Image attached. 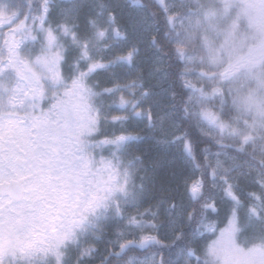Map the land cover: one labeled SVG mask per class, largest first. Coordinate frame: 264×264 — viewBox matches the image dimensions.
<instances>
[{
    "label": "snow or ice",
    "instance_id": "1",
    "mask_svg": "<svg viewBox=\"0 0 264 264\" xmlns=\"http://www.w3.org/2000/svg\"><path fill=\"white\" fill-rule=\"evenodd\" d=\"M0 264H264V0H0Z\"/></svg>",
    "mask_w": 264,
    "mask_h": 264
}]
</instances>
